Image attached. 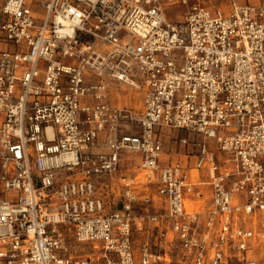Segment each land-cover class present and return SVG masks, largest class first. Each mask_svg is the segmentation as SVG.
Instances as JSON below:
<instances>
[{
	"label": "built area",
	"instance_id": "built-area-1",
	"mask_svg": "<svg viewBox=\"0 0 264 264\" xmlns=\"http://www.w3.org/2000/svg\"><path fill=\"white\" fill-rule=\"evenodd\" d=\"M230 2L224 15L189 0H0V264H264L251 249L264 244V0ZM124 87L142 91L140 113L108 103ZM160 128L200 137L179 142L208 174L206 209L187 208L201 194L184 166L161 164ZM125 152L166 212L135 213L151 199L129 175L106 208L97 181ZM165 221L180 250L164 229L136 247Z\"/></svg>",
	"mask_w": 264,
	"mask_h": 264
},
{
	"label": "crops",
	"instance_id": "crops-1",
	"mask_svg": "<svg viewBox=\"0 0 264 264\" xmlns=\"http://www.w3.org/2000/svg\"><path fill=\"white\" fill-rule=\"evenodd\" d=\"M107 101L112 106H130L134 108L138 113L142 110L143 104V93L139 89L124 87L122 90L110 91L108 93ZM129 130V129H128ZM127 130V131H128ZM138 128L133 127L130 131H137ZM125 131V128L123 129ZM179 132L172 130L170 128H160L158 134L164 142L163 155L160 159L162 165L170 164L174 162H180L187 174L189 175V180L195 185V189L201 194L200 198H193L192 195L186 196L187 208L194 211H202L209 207L212 203L211 194L212 188L209 184V178L206 170H197L195 168L197 149L195 147L184 146L179 142L181 137ZM109 134L107 132H102L99 134L95 146L92 148L94 152L104 151L103 145L107 140ZM189 140H200L199 136H194L192 134H186ZM211 146H213L212 141H210ZM219 156V155H217ZM221 157V156H220ZM141 161L140 155L137 153L125 152L122 154L120 159V170L118 173L113 175H107L97 181V188L99 189L100 196L103 198V203L112 205L113 209L120 208L121 201V188L119 185L120 175L133 176L135 180L134 190L140 196H149L151 199V204L149 206H143L140 202L134 204L135 213H163L167 211V201L164 197L160 196L157 192L158 184L153 183L150 185L144 184V179L142 174L137 170V166ZM118 202L115 207L114 203ZM108 209V208H107ZM170 221L163 222L158 228L153 227L152 229L146 231L141 235L137 236L135 244L136 247L143 241H147L150 244L155 242L158 231L161 229L167 230L168 232V247L171 252H177L180 250L178 241L175 235L171 232ZM180 256V253L174 254L172 259L176 261Z\"/></svg>",
	"mask_w": 264,
	"mask_h": 264
},
{
	"label": "rangeland",
	"instance_id": "rangeland-1",
	"mask_svg": "<svg viewBox=\"0 0 264 264\" xmlns=\"http://www.w3.org/2000/svg\"><path fill=\"white\" fill-rule=\"evenodd\" d=\"M238 5L242 4H253L257 3L260 0H235ZM190 3L200 2L206 7H210L214 12L218 8H221V11L224 15L231 12V2L230 0H189ZM184 12V7L180 4H175L174 6L169 3H164V14L168 21L170 22H178L182 18V14ZM36 15H38L39 18H42L43 12L34 11ZM181 137L185 136L184 132L178 133ZM218 157L222 156L221 154ZM75 247L80 251L83 249L89 250V247L86 245H75ZM252 252L259 256L261 260H264V244L262 242H254V244L251 246Z\"/></svg>",
	"mask_w": 264,
	"mask_h": 264
}]
</instances>
